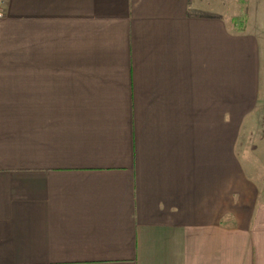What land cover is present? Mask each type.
<instances>
[{
    "label": "crops",
    "instance_id": "1",
    "mask_svg": "<svg viewBox=\"0 0 264 264\" xmlns=\"http://www.w3.org/2000/svg\"><path fill=\"white\" fill-rule=\"evenodd\" d=\"M229 9L7 0L0 264H264L260 44Z\"/></svg>",
    "mask_w": 264,
    "mask_h": 264
},
{
    "label": "rangeland",
    "instance_id": "2",
    "mask_svg": "<svg viewBox=\"0 0 264 264\" xmlns=\"http://www.w3.org/2000/svg\"><path fill=\"white\" fill-rule=\"evenodd\" d=\"M225 4L229 5V15H233V19L240 16L244 17L240 21L242 22L241 31L246 28L248 32L253 33L259 39L262 85L260 97L264 99V0H225Z\"/></svg>",
    "mask_w": 264,
    "mask_h": 264
},
{
    "label": "built area",
    "instance_id": "3",
    "mask_svg": "<svg viewBox=\"0 0 264 264\" xmlns=\"http://www.w3.org/2000/svg\"><path fill=\"white\" fill-rule=\"evenodd\" d=\"M7 0H0V20L5 16Z\"/></svg>",
    "mask_w": 264,
    "mask_h": 264
},
{
    "label": "trees",
    "instance_id": "4",
    "mask_svg": "<svg viewBox=\"0 0 264 264\" xmlns=\"http://www.w3.org/2000/svg\"><path fill=\"white\" fill-rule=\"evenodd\" d=\"M242 19H244L243 16L236 17V18L233 19V23H234V25L236 26L237 31H241V30H242L241 27H240V25H241V23H242V22H240V21H241Z\"/></svg>",
    "mask_w": 264,
    "mask_h": 264
}]
</instances>
